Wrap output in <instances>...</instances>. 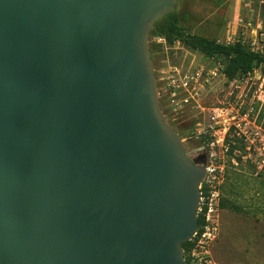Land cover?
<instances>
[{"label": "water", "instance_id": "95a60500", "mask_svg": "<svg viewBox=\"0 0 264 264\" xmlns=\"http://www.w3.org/2000/svg\"><path fill=\"white\" fill-rule=\"evenodd\" d=\"M178 0H0V264H192L205 155L150 50Z\"/></svg>", "mask_w": 264, "mask_h": 264}, {"label": "rangeland", "instance_id": "374dc122", "mask_svg": "<svg viewBox=\"0 0 264 264\" xmlns=\"http://www.w3.org/2000/svg\"><path fill=\"white\" fill-rule=\"evenodd\" d=\"M176 11L189 33L221 43L241 41L251 49L257 42L264 43L262 0H178ZM149 39L159 88L167 87L172 77L201 66L212 72L211 83L199 89L195 99L181 101L176 111L160 99L161 107L175 119L174 127L187 149L203 147L207 162L224 166V184L237 172L247 177L241 181L235 200L250 213L221 209L220 232L211 251L222 264L257 263L259 245L264 247V214L258 210L264 204V65L229 79L223 71L225 57L206 56L179 41L169 44L161 37ZM234 134L243 143V149L234 152L238 156L226 149L225 138L235 141Z\"/></svg>", "mask_w": 264, "mask_h": 264}, {"label": "trees", "instance_id": "16d2710c", "mask_svg": "<svg viewBox=\"0 0 264 264\" xmlns=\"http://www.w3.org/2000/svg\"><path fill=\"white\" fill-rule=\"evenodd\" d=\"M150 36L161 37L169 44H173L177 41L182 42L209 57H225L227 59V63L223 71L229 79H234L239 75H248L254 70L258 69L260 66L264 65V55L252 50L251 48L246 46L244 42L237 41L230 44L221 43L199 34L187 32L183 25H181L180 13L176 10L168 13L162 19L157 21L155 23V29L151 31ZM153 49L154 48L151 45V52L153 51ZM233 136L235 138V141H232V139L228 137H226L225 139V142H227L228 144V152L231 155H234L235 150L243 149L242 140H240V138L235 134ZM237 160L241 161V158H237ZM235 174L236 175L231 180V182H227L226 184H224L223 182L221 186V209L241 213H250L249 209L235 200V197L238 194L240 188L241 181L247 179V177L240 172H237ZM258 210L264 214V204L260 205L258 207ZM253 214L255 213L253 212ZM203 222L204 217L200 213V228L202 227ZM194 245V240L187 241L183 244L185 256L188 260H191L189 257V253L191 252Z\"/></svg>", "mask_w": 264, "mask_h": 264}, {"label": "built area", "instance_id": "2783aa9c", "mask_svg": "<svg viewBox=\"0 0 264 264\" xmlns=\"http://www.w3.org/2000/svg\"><path fill=\"white\" fill-rule=\"evenodd\" d=\"M264 3V0H262ZM231 42H228L230 44ZM257 42V47L252 50L264 55V43ZM219 68H223L219 65ZM224 69V68H223ZM211 71L204 66L188 73L180 75L178 78L172 77L167 87H160V99H165L169 105L178 109L180 102H189L194 99L198 90L206 88L211 83ZM161 101V100H160ZM238 133V132H237ZM214 142L211 143L214 146ZM225 146V145H224ZM203 151V147L199 148ZM228 150V147H226ZM206 175L200 185L201 198L198 213L204 217L202 227L197 231L192 240L195 245L189 253V260L192 264H222L218 262L212 251L211 244L217 238L220 232V212H221V186L225 180V168L222 165H216L212 162H206Z\"/></svg>", "mask_w": 264, "mask_h": 264}, {"label": "flooded vegetation", "instance_id": "af4514ba", "mask_svg": "<svg viewBox=\"0 0 264 264\" xmlns=\"http://www.w3.org/2000/svg\"><path fill=\"white\" fill-rule=\"evenodd\" d=\"M195 99V98H194ZM164 115H165V120H166V122L167 123H169L176 131H177V129L174 127V123H175V119L172 117V116H169L168 114H167V112H165L164 111ZM231 130H234V129H230L229 131H231ZM177 133L179 134V136H180V133H179V131H177ZM195 133V132H194ZM237 133V132H236ZM196 134V133H195ZM238 134V133H237ZM236 134V135H237ZM226 139V138H225ZM184 143V142H183ZM213 143V142H212ZM185 146V145H184ZM214 146H215V144H214ZM186 148V147H185ZM200 147H198V148H193V149H187L186 148V150H187V152H188V154H189V156H190V158L194 161V162H196V163H200L202 160H203V158H204V155L206 156L205 157V159L207 158V153H203V152H201L200 151V149H199Z\"/></svg>", "mask_w": 264, "mask_h": 264}, {"label": "crops", "instance_id": "0c3cea01", "mask_svg": "<svg viewBox=\"0 0 264 264\" xmlns=\"http://www.w3.org/2000/svg\"><path fill=\"white\" fill-rule=\"evenodd\" d=\"M257 216V215H256ZM257 220L258 222H262L261 219H255ZM263 235V234H262ZM264 236V235H263ZM262 249V250H261ZM259 256H258V259H257V263H254V264H264V247L259 245ZM247 263V262H245ZM250 264H253V263H250Z\"/></svg>", "mask_w": 264, "mask_h": 264}]
</instances>
